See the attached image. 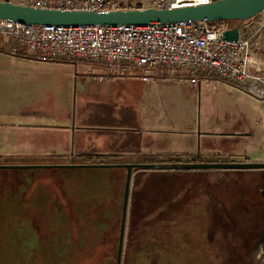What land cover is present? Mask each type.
Wrapping results in <instances>:
<instances>
[{
  "label": "crops",
  "instance_id": "crops-1",
  "mask_svg": "<svg viewBox=\"0 0 264 264\" xmlns=\"http://www.w3.org/2000/svg\"><path fill=\"white\" fill-rule=\"evenodd\" d=\"M32 59L38 60L0 37V155L65 163L97 154L135 162L264 161V100L236 84L213 77L196 87L190 70L170 67L150 71L145 81L135 74L96 80L87 70L99 68L84 59L47 60L50 70L41 73L21 69ZM151 90L167 98L178 93L184 102L174 98L167 108L146 111L141 103Z\"/></svg>",
  "mask_w": 264,
  "mask_h": 264
},
{
  "label": "built area",
  "instance_id": "built-area-1",
  "mask_svg": "<svg viewBox=\"0 0 264 264\" xmlns=\"http://www.w3.org/2000/svg\"><path fill=\"white\" fill-rule=\"evenodd\" d=\"M210 1L23 0L21 3L42 9L107 11L138 5L179 7ZM251 24L231 41L222 37L228 28L226 21L56 25L0 17V37L11 38L18 52L38 60L84 59L99 68L98 72L87 70L96 80L108 75L135 74L145 81L150 71L170 67L190 70V83L196 87L201 79L215 77L264 100V59L259 52L264 36V8Z\"/></svg>",
  "mask_w": 264,
  "mask_h": 264
},
{
  "label": "trees",
  "instance_id": "trees-1",
  "mask_svg": "<svg viewBox=\"0 0 264 264\" xmlns=\"http://www.w3.org/2000/svg\"><path fill=\"white\" fill-rule=\"evenodd\" d=\"M251 21L252 18L241 21L240 26L245 27ZM226 23L232 27L238 22L226 20ZM108 156L117 154L89 155L88 162H98V158ZM172 159L177 157L148 161L168 162ZM16 175L9 180L5 176L0 178V264H114L122 200V191L115 184L116 179L112 178L106 201L91 202L90 198H75L63 192L56 194L59 202H55L46 191L39 195L29 191L32 173L24 178ZM159 181L165 183H161L162 192L158 183H148L145 184V190L141 188L134 194L124 264H160L157 260L150 261V252L155 247L154 241L158 239L162 245L163 237L166 236L173 240L177 237L174 264H190L188 257L193 245L196 205L193 193L183 195L180 201L173 204L177 210L170 217L160 210L166 202L176 198L174 184ZM147 188L153 192L149 200L146 198ZM158 189L160 192H157ZM181 222H190V226L184 229L179 224ZM180 235L190 238L184 244L185 239L180 238ZM163 247L169 248L170 245ZM126 253H131L130 261L125 260Z\"/></svg>",
  "mask_w": 264,
  "mask_h": 264
},
{
  "label": "flooded vegetation",
  "instance_id": "flooded-vegetation-1",
  "mask_svg": "<svg viewBox=\"0 0 264 264\" xmlns=\"http://www.w3.org/2000/svg\"><path fill=\"white\" fill-rule=\"evenodd\" d=\"M171 156H167L170 158ZM112 158H118L113 156ZM177 160V161H176ZM100 161V160H99ZM98 161V162H99ZM103 162V161H101ZM112 162V161H110ZM118 162V161H115ZM122 163L135 162V161H121ZM146 162V161H144ZM168 162H188L180 160V158L172 159ZM190 162V161H189ZM95 163V162H85ZM81 163V164H85ZM122 163H105V164H122ZM63 164H76V163H63ZM120 167L125 171L122 166H110ZM54 168V167H53ZM166 171L183 172L188 170L177 169H159ZM251 170L250 173L253 176V180L250 183L240 184V191L242 194L240 197H221L215 194L207 181V173L200 172L197 180L192 179L188 185L182 187L173 186V192L176 198L172 201L166 202L165 207L160 211H164L165 215L170 217L176 213V208L173 204L180 201L183 195L192 192L193 201L196 205L194 208L195 227L192 233L193 245L191 247L190 256L188 260L190 264H256V259L259 253H261L264 247V168L256 169H241ZM192 172L198 170H190ZM257 171V172H254ZM145 172L149 173L147 169L132 168L129 195L127 200V213L124 226V247L122 251L121 264H124V250L127 234L131 228L132 222V210L134 208V194L137 190L143 188L145 190V184L158 183L161 187L165 184L162 181L150 180V174L141 178ZM249 172V171H246ZM140 175V178L138 177ZM146 175V174H145ZM120 176L113 177L115 184L122 191L123 188L120 182ZM124 176V178H125ZM182 176V174H179ZM119 180V181H118ZM125 180V179H124ZM125 183V181H124ZM139 184V185H138ZM138 185V186H137ZM137 186V187H136ZM122 188V189H121ZM192 188V189H190ZM35 190V189H34ZM146 198L153 193L150 188L146 189ZM36 194L39 192L34 191ZM157 192H160L158 189ZM52 196V199H57L56 194ZM63 193V192H62ZM122 201V200H121ZM122 205V202H121ZM162 214V216H165ZM157 216V215H155ZM161 216V215H160ZM121 217V207L119 215V226ZM119 233V227H118ZM118 238V234H117ZM261 240L259 241V239ZM117 248V242H116ZM116 255V252H115ZM183 259L182 257H180ZM182 263V261H181ZM115 264V261H114ZM129 264H136L131 262Z\"/></svg>",
  "mask_w": 264,
  "mask_h": 264
},
{
  "label": "water",
  "instance_id": "water-1",
  "mask_svg": "<svg viewBox=\"0 0 264 264\" xmlns=\"http://www.w3.org/2000/svg\"><path fill=\"white\" fill-rule=\"evenodd\" d=\"M264 8V0H211L208 3L190 4L179 7L136 6L115 10H62L42 9L11 0H0V17L19 22L56 24V25H87V24H149L180 21L205 20L208 22L232 20L238 23L228 27L222 33L226 40L234 41L242 30L240 22L253 18ZM252 22V21H251ZM122 166L126 169L121 217L115 264H121L124 247V226L127 213V200L130 188L132 168L159 170H204L220 169H256L264 168V161H190V162H128L122 164L85 163V164H0V169L28 168H78V167H110ZM261 238L259 239V241Z\"/></svg>",
  "mask_w": 264,
  "mask_h": 264
},
{
  "label": "rangeland",
  "instance_id": "rangeland-1",
  "mask_svg": "<svg viewBox=\"0 0 264 264\" xmlns=\"http://www.w3.org/2000/svg\"><path fill=\"white\" fill-rule=\"evenodd\" d=\"M133 1V0H132ZM233 23V22H232ZM252 24L246 25L244 28H249ZM261 56L264 57V36L262 39V48L260 49ZM34 60V59H32ZM33 62H28L29 64H25L21 67V69L25 71L36 70L40 73L45 70H50L47 66V60H34ZM64 64V63H63ZM59 64V65H63ZM65 65V64H64ZM67 65V64H66ZM72 68V66H70ZM52 69L55 70V66H52ZM248 94V93H247ZM249 95V94H248ZM252 97V96H251ZM176 100L178 105L183 103V97L176 93L172 98H167L165 95H162L161 91H148L143 96V101L141 103V108L146 111H150L155 108H167L173 100ZM254 98V97H252ZM256 99V98H254ZM260 100V99H257ZM263 101V100H262ZM264 102V101H263ZM264 111V110H263ZM264 128V124H262ZM8 156V155H2ZM103 162H95L98 163H122L124 160L123 157L112 158V157H102L98 158ZM141 159V157H138ZM146 160L155 159L154 157H145ZM93 161H98L92 159ZM112 161V162H110ZM118 161V162H115ZM153 162V161H146ZM63 159L60 158H31L27 156H14V157H0V164H44V165H55V164H63ZM81 164V163H76ZM249 171V172H246ZM200 172L207 173V181L211 187V190L221 197H240L242 191H240V184L250 183L253 180V176L251 170H241V169H220V168H210L204 170L197 171H185L183 172H175V171H166V170H149L145 172L144 175H141V178L149 175L150 180L157 181L163 180L165 182H173L175 187H183L184 185H188L192 179L198 178V175H201ZM257 172V171H254ZM32 173V184L29 186L30 192H39L43 193L44 191L48 192V195L51 197L55 194V192L61 193L64 192L68 195H73L75 198H90L91 202H102L106 201L108 198V194H110L111 182L112 178L116 175L120 176V182L122 183V188L124 185V176L125 171L120 167H78V168H28V169H2L0 170V178L1 176H5L9 179L17 176L19 174L20 178H24L25 175ZM182 174V176H179ZM140 178V175L138 176ZM27 178V177H26ZM119 181V180H118ZM139 185V184H138ZM137 185V186H138ZM136 186V187H137ZM121 188V189H122ZM35 189V190H34ZM120 191V190H119ZM121 192V191H120ZM39 195V194H36ZM55 202H59L57 199H53ZM107 202H109L107 200ZM122 202V201H121ZM183 221V220H182ZM183 228L186 229L190 226V222H181ZM2 231L0 230V233ZM182 239H185L184 244L187 239L190 238L187 235H180ZM177 239V237H176ZM176 239L166 236L163 237V247L159 244L158 239L154 241L153 246L155 247L151 249L150 252V261L157 260L160 264H174L175 258L177 254L174 253V248L176 247ZM156 242V243H155ZM130 254L126 253L125 260L130 261ZM256 264H264V247L259 253L258 258L256 259Z\"/></svg>",
  "mask_w": 264,
  "mask_h": 264
},
{
  "label": "bare ground",
  "instance_id": "bare-ground-1",
  "mask_svg": "<svg viewBox=\"0 0 264 264\" xmlns=\"http://www.w3.org/2000/svg\"><path fill=\"white\" fill-rule=\"evenodd\" d=\"M199 2H201V1H199Z\"/></svg>",
  "mask_w": 264,
  "mask_h": 264
}]
</instances>
